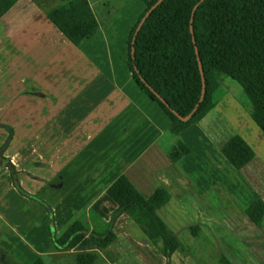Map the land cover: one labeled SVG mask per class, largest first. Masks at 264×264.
Segmentation results:
<instances>
[{"label":"crops","instance_id":"1","mask_svg":"<svg viewBox=\"0 0 264 264\" xmlns=\"http://www.w3.org/2000/svg\"><path fill=\"white\" fill-rule=\"evenodd\" d=\"M69 1L18 0L0 19V101H23L22 108L9 106V114L15 111L23 120L8 121L12 137L2 155L14 166L21 188L50 206L55 236L89 213L108 223L116 205L106 190L125 176L145 199L157 188L168 193L156 214L178 240L193 238L187 232L191 226L208 235L212 230L219 236V255L231 264H264V250L262 256L256 250L264 245V216L254 224L245 214L257 201L264 205V135L248 107L225 86L217 104L179 133L190 153L171 163L170 121L135 84L127 61L86 56L96 50L93 39L109 27L94 32L100 25L93 3L88 0L95 23L76 42L49 21L48 14ZM46 70L53 79L45 78ZM234 136L253 152L240 170L221 153ZM8 137V130H0V147ZM11 182L0 165V246L7 245L2 258L74 264L78 251L53 248L48 212L18 194ZM234 231L235 236L227 234ZM112 232L115 240L93 264H124L129 249L138 251L133 258L143 264H166L127 215L115 220ZM153 253L160 255L153 259Z\"/></svg>","mask_w":264,"mask_h":264},{"label":"trees","instance_id":"2","mask_svg":"<svg viewBox=\"0 0 264 264\" xmlns=\"http://www.w3.org/2000/svg\"><path fill=\"white\" fill-rule=\"evenodd\" d=\"M17 1L0 0V19ZM155 1L147 5L129 32L127 68L138 88L170 121L168 133L175 140L167 151L169 161L175 163L189 155L190 149L178 139V135L212 109L225 94L222 77L240 87L250 105L249 116L264 135V0H204L194 11L192 23L193 8L200 0H164L136 34L132 57L131 43L136 27ZM48 19L70 42H76L95 23L88 0H71L51 11ZM190 25L205 81L201 102L202 80ZM196 105L194 115L187 122L180 121L173 114L185 117ZM8 131L9 137L0 147V165L8 169L12 184L21 196L45 207L51 217L49 230L53 248L59 252L78 251L74 264H93L98 259V252L115 240L112 226L123 214L143 232L167 264H170L174 252L184 251L176 235L156 214L168 202V193L157 188L150 198L145 199L125 176L118 177L106 190L116 205L108 223L89 213L79 217L60 237H56L50 206L21 188L14 166L2 155L12 137V129ZM221 153L236 170L253 158L251 149L238 136L230 138L222 146ZM245 214L257 224L264 216V205L257 201L245 210ZM199 231L197 226L189 228L194 238L199 237ZM31 264L44 262L38 258ZM217 264L231 263L220 254Z\"/></svg>","mask_w":264,"mask_h":264},{"label":"rangeland","instance_id":"3","mask_svg":"<svg viewBox=\"0 0 264 264\" xmlns=\"http://www.w3.org/2000/svg\"><path fill=\"white\" fill-rule=\"evenodd\" d=\"M93 3V10L99 19V25L94 28V32H102V29L105 25H109L108 32H105V36H96L93 40L96 50L93 52L86 53V56H89L90 59H94L96 62H103L112 60L114 63H119L122 61H127V41L128 35L139 18L140 14L147 7V5L152 0H89ZM107 27V26H106ZM49 70V69H48ZM48 70L45 71L46 79H53L54 74L49 73ZM130 74V73H129ZM14 76L11 74V77ZM15 77V76H14ZM223 86H231L236 92L237 96L240 98V101L244 103L249 108V102L247 98L242 94L240 87L229 78H221ZM225 89V88H224ZM23 101H0V130L11 129L8 125V121L13 120L14 123L22 122L23 117L18 116L14 111L13 115L9 114V106L15 104V106H20L22 108ZM22 124V123H21ZM20 128V127H18ZM22 130V126L21 129ZM18 134L22 135V132L19 131ZM22 138V137H21ZM4 144V143H3ZM2 144V145H3ZM1 145V146H2ZM35 152V151H34ZM33 152V154H34ZM21 157L23 154H20ZM12 183V182H11ZM14 187V186H13ZM14 190H16L14 188ZM17 192V190H16ZM18 193V192H17ZM19 194V193H18ZM35 196V195H34ZM24 197V196H23ZM37 197V196H36ZM26 198V197H25ZM39 198V197H37ZM28 199V198H27ZM41 199V198H40ZM32 200V199H29ZM42 200V199H41ZM34 201V200H32ZM36 202V201H34ZM37 205L39 203H36ZM40 208L43 211H46L45 207L39 204ZM222 210V207H219ZM48 214V213H47ZM39 219V213L36 215ZM49 224L51 217H49ZM49 229V227H48ZM199 237L192 238L190 241L179 240L181 245L184 248V251H177L179 255H175L173 259L169 262L171 264H217V259L219 257V245H216V242L219 244V236H215L212 230H209V235L205 233L202 229H199ZM229 231V230H228ZM189 232V231H187ZM50 233V230H49ZM219 235V230H217ZM235 233V234H234ZM234 233L228 232L229 235H236ZM238 239V238H237ZM258 245V244H257ZM256 250L261 253L264 250V245L256 246ZM137 250H128L127 259L124 260V264H141V260H135L134 255L137 256ZM7 254V245L4 244L0 246V264H20L18 261H15L12 256L2 258L3 255ZM159 253H153V259H156ZM160 255V254H159ZM2 258V259H1ZM61 264H73V261H66ZM143 264V263H142ZM167 264V263H166Z\"/></svg>","mask_w":264,"mask_h":264},{"label":"water","instance_id":"4","mask_svg":"<svg viewBox=\"0 0 264 264\" xmlns=\"http://www.w3.org/2000/svg\"><path fill=\"white\" fill-rule=\"evenodd\" d=\"M164 1V0H156L152 6H150V8L146 11V13L144 14V16L141 18L140 22L138 23L137 27H136V30H135V34L132 38V43H131V56L133 57V54H134V48H133V44L135 42V39H136V34L138 33V31L140 30L141 26L143 25V23L145 22V20L147 19V17L150 15V13L158 6L160 5V3ZM204 0H200L193 8V11H192V14H191V18H190V23H192V18H193V14H194V11L197 9V7L199 6L200 3H202ZM190 32L192 34V42L194 44V48H195V52H196V55H197V62H198V67H199V71H200V76H201V80H202V90H201V96H200V99H199V102L202 101L203 99V96H204V93H205V81H204V75H203V69H202V66H201V62L199 60V57H198V53H197V49H196V46H195V40H194V37H193V28H192V25H190ZM143 81V80H142ZM150 89V88H149ZM152 92L153 90L150 89ZM154 93V92H153ZM156 95V97L159 99V101H161L167 108H169V105L156 93H154ZM198 105H196L193 110L185 117H181L180 115H178L177 113L173 112V114L182 122H187L195 113L196 109H197Z\"/></svg>","mask_w":264,"mask_h":264}]
</instances>
